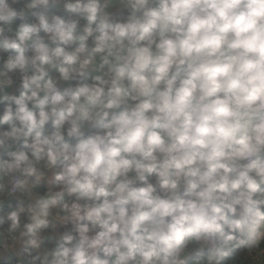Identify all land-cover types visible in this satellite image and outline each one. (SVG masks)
<instances>
[{
    "label": "clouds",
    "instance_id": "1",
    "mask_svg": "<svg viewBox=\"0 0 264 264\" xmlns=\"http://www.w3.org/2000/svg\"><path fill=\"white\" fill-rule=\"evenodd\" d=\"M0 264H264V0H0Z\"/></svg>",
    "mask_w": 264,
    "mask_h": 264
}]
</instances>
